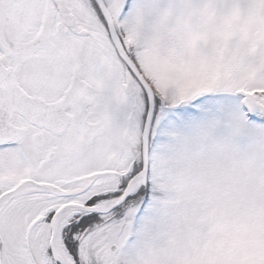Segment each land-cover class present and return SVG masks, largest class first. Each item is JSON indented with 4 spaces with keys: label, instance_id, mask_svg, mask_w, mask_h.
Returning <instances> with one entry per match:
<instances>
[{
    "label": "snow or ice",
    "instance_id": "1",
    "mask_svg": "<svg viewBox=\"0 0 264 264\" xmlns=\"http://www.w3.org/2000/svg\"><path fill=\"white\" fill-rule=\"evenodd\" d=\"M0 264H264V0H0Z\"/></svg>",
    "mask_w": 264,
    "mask_h": 264
}]
</instances>
